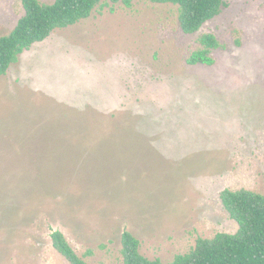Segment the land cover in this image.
Listing matches in <instances>:
<instances>
[{
  "label": "rangeland",
  "instance_id": "1",
  "mask_svg": "<svg viewBox=\"0 0 264 264\" xmlns=\"http://www.w3.org/2000/svg\"><path fill=\"white\" fill-rule=\"evenodd\" d=\"M112 5L0 77V264H70L53 229L90 264H122L125 230L167 263L238 230L223 189L264 193V0H227L193 33L175 4ZM23 14L0 0V36ZM203 33L222 46L190 64Z\"/></svg>",
  "mask_w": 264,
  "mask_h": 264
},
{
  "label": "trees",
  "instance_id": "2",
  "mask_svg": "<svg viewBox=\"0 0 264 264\" xmlns=\"http://www.w3.org/2000/svg\"><path fill=\"white\" fill-rule=\"evenodd\" d=\"M121 0H110L114 5ZM127 5L131 0H123ZM178 6L179 22L186 33L197 32L210 19L217 16L227 5V0H152ZM24 14L16 26L0 36V77L11 65L18 63L21 54L36 42L45 40L58 29L65 28L91 16L93 11L103 8L106 0H20ZM200 48L188 57L190 64L215 62L212 50L222 46L214 33H203L199 37ZM220 197L230 216L237 220L235 233L217 232L212 237H200L188 252L177 254L172 261L150 259L140 248V239L131 231L121 235L122 264H264V193L245 187L225 188ZM52 244L70 264H90L80 255L61 229H53ZM91 253V252H89Z\"/></svg>",
  "mask_w": 264,
  "mask_h": 264
}]
</instances>
